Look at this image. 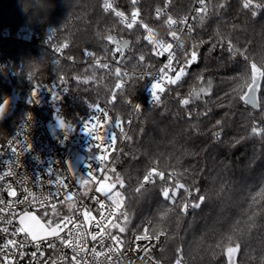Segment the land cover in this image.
<instances>
[{"label": "trees", "instance_id": "16d2710c", "mask_svg": "<svg viewBox=\"0 0 264 264\" xmlns=\"http://www.w3.org/2000/svg\"><path fill=\"white\" fill-rule=\"evenodd\" d=\"M105 2L0 0V47L22 81L57 93L44 106L57 136L75 135L94 107L111 124H124L127 138L108 173L123 196L116 207L117 232L164 233L166 243L155 253L162 264H264V136L251 132L253 126L264 128V78L258 110L241 99L264 69V7L205 0L176 60L175 74L179 68L187 73L160 92L156 103L140 96L146 82L135 73L157 69L161 60L147 44L142 24L129 28L104 11ZM167 4L171 14L184 16L192 0H114L118 11L129 17L136 12L162 33L169 30L155 10ZM23 27L32 39L21 38ZM108 36L130 46L122 50V67L105 71L94 60L117 50ZM124 68L133 73L128 79ZM10 98L16 102L0 119V143L32 111L19 81L0 79V103ZM58 118L72 130L61 128ZM149 172L151 182L145 185ZM229 248L236 249L233 260Z\"/></svg>", "mask_w": 264, "mask_h": 264}, {"label": "built area", "instance_id": "2783aa9c", "mask_svg": "<svg viewBox=\"0 0 264 264\" xmlns=\"http://www.w3.org/2000/svg\"><path fill=\"white\" fill-rule=\"evenodd\" d=\"M106 2L111 5L107 10L104 7L106 13L120 12L115 8L114 0ZM204 3L192 0L191 10L184 16L171 14L168 4L156 9L155 15L165 18V26L169 30L166 34L142 22L136 15L135 24H142L147 44L161 60L157 69L135 73L146 82L141 97L147 96L153 102V83L159 82L164 90L170 86L168 78L176 75V71L168 70L160 81V69L168 64V56L172 54V68L177 70L178 54L186 39L194 33L195 20L203 11ZM118 17L126 25L132 22V17L125 14ZM169 18L174 23L169 24ZM19 35L21 38H33L28 27H23ZM150 35L151 40L148 39ZM124 57L120 49L111 56H99L94 61L108 71L113 65L122 67L120 61ZM132 74L124 68V78L128 79ZM0 79L4 83L18 80L32 107L9 138L0 143V176L3 177L0 179V264H162L155 253L164 247L166 235L117 232V208L95 187H83L77 179L80 171L84 174L91 172L92 177L98 178L108 175L114 157L127 138L124 124L118 123L117 127L116 123L115 129L108 127L107 114L94 107L75 135L59 137L51 129L44 113V106L53 99L52 90L22 81L1 47ZM33 92L37 93L35 97ZM156 94L159 95L160 91L157 90ZM89 129H92V135L88 133ZM97 134L104 138L97 140ZM144 183L148 185L150 182ZM56 208L69 211L56 233L31 236L20 223L22 214Z\"/></svg>", "mask_w": 264, "mask_h": 264}, {"label": "snow or ice", "instance_id": "6c2138e0", "mask_svg": "<svg viewBox=\"0 0 264 264\" xmlns=\"http://www.w3.org/2000/svg\"><path fill=\"white\" fill-rule=\"evenodd\" d=\"M132 2H133V4H135L136 0H132ZM200 3L203 4V3H204V0H200ZM104 7H105V10H107V9L111 8V5L108 4V3L106 2L105 5H104ZM243 7H244L245 9H252V8L259 9V8L264 7V4H260V3L253 4V0H244ZM116 15H117V16H120V17H123L124 14H123L122 12H116ZM136 15H137L136 12H133V13H132V22L129 23V24L127 25L129 28H131V27L136 23ZM252 15L255 16V15H256V12L253 11V12H252ZM168 23H169V24H172V23H174V21H172L171 18H169ZM149 31H151V30H149ZM173 37H175V33H173ZM148 39H149V40L152 39V38H151V35L148 37ZM108 40H109L110 42L116 44V49H117V51L120 50V47H121L120 44H119L117 41H115L113 37L109 36V37H108ZM161 47H163V45H161ZM168 47L170 48L171 45H168ZM141 59H143V57H141ZM173 59H174L173 55H172V54H169V56H168V61H169L168 64H166L163 68L160 69V73L162 74V75L160 76V78H159L160 81H163V79H164V75H163V74H166V72H167L168 70L176 71V69H173V68H172V60H173ZM195 60H196V53L193 52V53L191 54V61L194 62ZM103 67H107V65H103ZM184 75H185V70H184V68H179V71H178V73H177L175 79L168 78V82H169V83H172V84H175V83L177 82V80H179V79H180L182 76H184ZM258 75H259V78H264V69H261V70L259 71ZM258 80H259V79H255V78H254V79L252 80V82H251L250 84H248V86L245 88V89L248 90V94H244V95L241 97V99H242L246 104H251L253 108H256V107L259 106V105L257 104L256 96H255V86L257 85ZM61 82L63 83V81H61ZM209 84H210V82H209ZM117 87H120V85H117ZM151 90H152V97H153V100H154L156 103H160V102H161V101H160V97H159L158 94H156V93H157V90H159L160 92H163V91H164V89L161 87L160 83H159V82H158V83H153V84L151 85ZM201 91H204V89H201ZM51 94H52V96H53L54 98H57V93H56L55 91H52ZM36 95H37V93H36V92H33L32 96L35 97ZM35 102H38V99H36ZM8 103H9V102H8L7 99H5L3 103H0V118H2L3 115H4V113L6 112V109L8 108ZM181 103L187 105V104L189 103V100H188V99H184V100L181 101ZM139 107H140L139 105H136V108H137V109H139ZM97 111L99 112V111H101V109L98 108ZM58 119H59V126H60L61 128H63V129L66 128V129L69 130V131L72 130V129H71V125H66V123H65V121H64L63 119H60V118H58ZM217 123L219 124L220 122L217 121ZM87 127H88V126L85 125V128H87ZM117 127H119V124H118V123H117ZM93 128H95V125L93 126ZM251 132H252L253 135H262V136H264V128H260V127H257V126H253V127L251 128ZM88 133H89L90 135H92V129H89V130H88ZM216 136L219 137V133H216ZM103 138H104V137H102L100 134H97V135H96V139H97V140H101V139H103ZM113 139H115V138L113 137ZM13 151H15V149H13ZM93 158L96 159V157H93ZM9 174H10V173H9ZM89 175H91V172H89ZM152 175H153V173H152V172H149V173L144 177V180L147 181V182H151ZM155 175L160 176L161 178H163V173H161V172H156ZM0 179H3V177L0 176ZM117 179H119V177H117ZM121 186H122V182H121ZM178 187L183 188V185H178ZM142 188H144V185H143V184L140 185V188H138L137 191L139 192L140 189H142ZM99 190H100V189H98V191H99ZM262 191H264V190H262ZM119 195H120L119 193H116V196H119ZM163 196H164V197H168V196H169V192H168V190H164V191H163ZM69 199H70V197H69ZM254 199H255V198H254ZM101 207H103V205H101ZM185 207H187V206H185ZM192 207L198 208V207H200V204H194V205H192ZM167 211H171V209H168ZM167 211L164 213V215H167ZM84 215H85V216L88 215L87 211H85ZM25 219H27V217H23V218H21L20 223L23 224V223L25 222ZM31 219L35 220V217H32ZM66 219H67V218H66ZM48 227L51 229V232H52V233H56L57 230L60 228V224L57 223V224H55V226L53 227V222L50 220V221L48 222ZM4 231H7V229H4ZM120 231H124V229L121 228ZM13 234H15V233H13ZM93 238H95V237H93ZM8 243H12V242H11V241H8ZM4 247H7V244H5ZM38 247H39V244H37V248H38ZM235 250H236V249H234V248H229V249H228L229 257H231V254H232L233 252H235Z\"/></svg>", "mask_w": 264, "mask_h": 264}, {"label": "rangeland", "instance_id": "374dc122", "mask_svg": "<svg viewBox=\"0 0 264 264\" xmlns=\"http://www.w3.org/2000/svg\"><path fill=\"white\" fill-rule=\"evenodd\" d=\"M184 70L186 74L187 69H184ZM176 75L172 76L171 78L175 79ZM182 77L179 80H177V82L180 81ZM8 102H9L8 108L6 109V112L4 113L2 118L8 116L9 114L13 112L16 99L10 98L8 99ZM115 126H116L115 124H111L110 122L108 124V127L112 129H115ZM77 179L80 181L83 187H87V188L95 187L97 191L98 189H100L98 192H100L103 195L108 196L110 201L113 203L115 207H119L122 204L123 196L120 191L115 190V186H116L115 181L111 180L108 175L103 178H98L96 176L92 177V175L84 174L82 171H80L77 174ZM116 193H119L120 195L116 196ZM68 214H69V211H62L57 208L56 209H46V210L37 211L35 213L22 214L20 216V221H21V218L27 217V219H25V222L22 224V226L25 229V231L31 236H43V235L45 236V235L52 233L51 229L48 227V222L50 220L55 224L57 223L61 224L63 222L64 217H66ZM32 217H35V220L31 219ZM234 255H235V252L231 254L232 260H233ZM174 264H180V263L179 261H176Z\"/></svg>", "mask_w": 264, "mask_h": 264}, {"label": "water", "instance_id": "95a60500", "mask_svg": "<svg viewBox=\"0 0 264 264\" xmlns=\"http://www.w3.org/2000/svg\"><path fill=\"white\" fill-rule=\"evenodd\" d=\"M108 37H109V36H108ZM108 37L106 38V41H107L109 44H111V45H113V46H116L115 43H112V42H110V41L108 40ZM111 37H113V36H111ZM113 38H114L115 41H117V42L120 44V46H121L120 49H122V50H127L128 47L130 46V41H128V40L120 41V40H118V39L115 38V37H113ZM255 79H259L257 85L255 86V96H256V101H257V104L259 105V103H258V93H259V87H260V83H261V78H259V75H257V76L255 77ZM247 94H248V92H247ZM247 105H248L249 107H251L252 109H254V110H258V109H259V106L256 107V108H253L251 104H247Z\"/></svg>", "mask_w": 264, "mask_h": 264}, {"label": "clouds", "instance_id": "9594fccd", "mask_svg": "<svg viewBox=\"0 0 264 264\" xmlns=\"http://www.w3.org/2000/svg\"><path fill=\"white\" fill-rule=\"evenodd\" d=\"M22 11H23V9H22Z\"/></svg>", "mask_w": 264, "mask_h": 264}]
</instances>
